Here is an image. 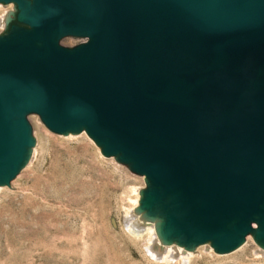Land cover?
Masks as SVG:
<instances>
[{"label": "water", "instance_id": "1", "mask_svg": "<svg viewBox=\"0 0 264 264\" xmlns=\"http://www.w3.org/2000/svg\"><path fill=\"white\" fill-rule=\"evenodd\" d=\"M12 1L0 185L29 161L38 113L147 175L136 211L163 244L264 248V0Z\"/></svg>", "mask_w": 264, "mask_h": 264}, {"label": "rangeland", "instance_id": "2", "mask_svg": "<svg viewBox=\"0 0 264 264\" xmlns=\"http://www.w3.org/2000/svg\"><path fill=\"white\" fill-rule=\"evenodd\" d=\"M14 7L0 2V18ZM87 38L65 35L59 43L74 47ZM27 118L36 137L31 157L0 185V264H264L252 234L227 254L211 243L194 251L165 245L156 232L138 237L128 225L141 216L147 175L104 154L85 128L65 135L38 113Z\"/></svg>", "mask_w": 264, "mask_h": 264}, {"label": "bare ground", "instance_id": "3", "mask_svg": "<svg viewBox=\"0 0 264 264\" xmlns=\"http://www.w3.org/2000/svg\"><path fill=\"white\" fill-rule=\"evenodd\" d=\"M5 16V15H4ZM0 18V24H3V21L5 20V17ZM136 214V213H135ZM134 214V215H135ZM141 215V214H140ZM133 223H130L128 227H130L131 231L135 233L138 237H141L146 231L148 232H156L157 236L159 237L157 233L156 225L150 224L146 222V220H143L141 216H132ZM155 235V234H154ZM158 239V238H157ZM159 241V240H158ZM172 249V248H171ZM175 249V248H174ZM171 251V250H170ZM169 251V252H170ZM174 252H172L173 254ZM181 254V253H180Z\"/></svg>", "mask_w": 264, "mask_h": 264}, {"label": "built area", "instance_id": "4", "mask_svg": "<svg viewBox=\"0 0 264 264\" xmlns=\"http://www.w3.org/2000/svg\"><path fill=\"white\" fill-rule=\"evenodd\" d=\"M86 40H87V39H86ZM86 40H83L82 42H85ZM82 42H80V43H82ZM80 43H79V44H80Z\"/></svg>", "mask_w": 264, "mask_h": 264}, {"label": "flooded vegetation", "instance_id": "5", "mask_svg": "<svg viewBox=\"0 0 264 264\" xmlns=\"http://www.w3.org/2000/svg\"><path fill=\"white\" fill-rule=\"evenodd\" d=\"M13 3H15L14 1H12Z\"/></svg>", "mask_w": 264, "mask_h": 264}]
</instances>
